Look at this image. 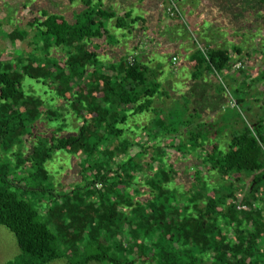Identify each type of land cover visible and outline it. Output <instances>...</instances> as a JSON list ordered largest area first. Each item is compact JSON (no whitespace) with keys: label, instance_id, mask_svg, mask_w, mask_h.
<instances>
[{"label":"trees","instance_id":"trees-1","mask_svg":"<svg viewBox=\"0 0 264 264\" xmlns=\"http://www.w3.org/2000/svg\"><path fill=\"white\" fill-rule=\"evenodd\" d=\"M81 4L71 24L61 15L41 13L44 63L34 55L23 64L18 58L19 73L11 71L12 64H0V152H11L13 139L23 146V135L32 138L27 156L14 164H29V178L37 184L47 180L55 153L65 152L75 158L88 195L96 192L99 222L108 231L120 210L121 236L99 238L98 253L75 264H264V115L253 114L250 103L259 98L263 106L256 83H264V71L258 81L243 69L235 71L239 79L227 76L231 58L240 57L246 44L255 46L258 38L263 47L257 51L264 53V0L181 1L184 35L196 38L204 52L191 40L180 120L155 114L178 97L168 88L176 80L170 64V77L162 81L165 57L101 61L92 50L110 37V29L135 31L138 19L125 25L129 13H124L109 24L113 13L90 0ZM15 36L21 39L15 31L8 34L9 40ZM50 48L63 52L61 61L48 55ZM212 71L220 74L224 89L214 77L216 88L210 80L201 83ZM23 77L52 86L62 106L42 112L38 97H23ZM230 101L242 109L246 124L224 117ZM41 115L49 124L42 142L32 133ZM9 177L7 165H0V226L19 251L5 264L60 258L39 212L9 190ZM252 203L247 212L235 209Z\"/></svg>","mask_w":264,"mask_h":264},{"label":"rangeland","instance_id":"rangeland-1","mask_svg":"<svg viewBox=\"0 0 264 264\" xmlns=\"http://www.w3.org/2000/svg\"><path fill=\"white\" fill-rule=\"evenodd\" d=\"M57 2L60 4L63 2L66 3L63 0H0L1 65L12 64L11 71L19 73L20 65H18L16 62L18 58L23 59L20 64H23L25 59H30L33 55V58L39 60L41 64L46 61L43 54L45 51L41 48L43 42L46 41V37L40 35L41 29L38 28L37 25L42 20L41 13L48 15L52 12V14H54L53 12L55 10L52 9H54L55 6L52 4L57 5ZM137 29L136 32L138 31ZM14 31L17 34H20L21 39L15 36L16 38L14 41L9 40L8 34ZM118 38L119 36L114 37V39L117 41ZM258 40V38L255 39V46L252 43H248V48L246 44V48L243 49L240 57H232L230 63L234 64L237 61H242V67L240 69H243L246 76L256 81H258V72L260 70L264 71V53L257 51V49L260 50V48L263 47V44H261L262 40ZM129 44L130 43H128V45ZM142 44L144 48L149 47L152 49L154 47V43L147 41H144ZM170 51H172L171 48L165 47L162 50V53L168 55ZM48 53L50 57L57 59L58 61H61L63 57V52H61L59 49L50 48ZM56 53H58V56ZM115 54H112V57H116L117 55ZM152 58L157 59L155 54H152ZM171 58H169V61ZM176 62L177 59L173 63ZM169 64L171 66L170 62ZM163 65V71L165 74H163L162 81H167V78L169 79L171 73L169 72L170 70L168 68V63ZM173 68L176 69L175 66H173ZM235 71L236 70H234V72ZM234 72L231 70V73H229L227 76H231L230 78L232 80L235 78L239 79V76H236L237 72ZM175 73H177V69ZM175 73L174 75L172 74L173 77L175 76ZM183 73H185L184 70H178L176 80L172 83L168 81V88H172L171 91L178 97H174L175 100L172 101L168 110L161 109L156 111L155 114L159 113L161 116H165L166 118L168 117L169 119H171V115L174 114V117L178 120L183 117V109L185 107L183 109L180 107L182 105L180 98H186L184 89L186 82L182 81L185 80L186 77L181 75ZM218 85L224 89L223 81L222 85L219 83ZM51 87L38 84L27 77H23L20 81V90L23 93V97H38L42 104L41 106L43 107L41 108V111L46 110V108L50 106H62V103L55 96V93L53 90H51ZM256 90L263 98V106H260L259 98H256L255 102L250 100L252 113L256 115L259 113L264 115V83L258 81L256 83ZM157 100L160 101L161 98L159 97ZM164 104L168 105V101H165ZM29 106L32 107L33 105L30 103ZM152 106L157 108L160 107V104L154 102ZM42 115L40 116V120L35 125L37 131L36 128L32 131L33 134L38 136L37 140L40 142H42L40 139L41 136H45V134L48 132L47 130L44 131V128H49V124L43 123L44 118ZM225 116L228 120H239L242 125L246 124L245 116L242 113V109H239V107L234 109L231 107L230 110L224 114V117ZM143 117L147 119L148 115L144 114ZM137 119L140 120L142 118L137 116L136 120ZM23 139V146L19 145L17 141L13 139L14 148H12L11 152H9L10 150L7 149H1L2 152H0V165H7L8 173L10 175L9 190L21 197V199L25 200L39 212L40 221L47 226L48 231L54 237V247L60 258H57L47 264L79 263L84 258L98 253L96 241L99 238H102V240L105 241H111V239L114 237L112 234L117 232L118 236H121V213L118 212L120 210H117L116 213H118V215L116 216V220H114L111 224V227L114 228L113 232L108 231L107 228L103 227V224H100L98 218L99 214L97 215L96 211L98 206L96 192L93 191L92 195H88L87 190L83 188V179H85V177L80 173V168L75 162V158L73 156H66L65 152L55 153V156L50 161L51 163L49 162L47 165V169L49 170H47V180L44 183L40 182L39 184H37L36 180L31 181V178H29L31 172L28 168L29 164L23 163V166H15L14 162L16 160L21 161L25 156H27L28 150L33 143L32 138L28 137L27 135H23ZM19 148L20 151L16 152V150ZM143 152L145 156H147L149 151L146 150ZM171 158L174 159L175 155H172ZM118 236L116 239H118ZM230 239L231 237L229 240ZM18 255L19 251L16 247L13 236L6 229L0 226V264L12 262L18 257ZM242 258L246 259L244 255H242Z\"/></svg>","mask_w":264,"mask_h":264},{"label":"crops","instance_id":"crops-1","mask_svg":"<svg viewBox=\"0 0 264 264\" xmlns=\"http://www.w3.org/2000/svg\"><path fill=\"white\" fill-rule=\"evenodd\" d=\"M63 1L66 3L63 2L60 4L57 2V5L52 4L55 6L54 9H52L55 10L53 13L61 15L68 24H71L73 23L75 12H78L81 9V3L84 0ZM90 2H97L101 9L114 14V18L108 21L109 24L114 23L116 18L121 19L124 13H129L128 19L124 21L125 25H130V20L138 19L132 25L135 31L132 30L130 34H124L120 30L116 31V29H110V37L104 39V43H101L99 47L93 46L92 50L98 54V59L101 61H105L106 59L110 60L112 58V54L116 53L115 55H117V57L137 55L142 58L144 62H148V60L152 58V54H155V56L165 57L166 63H171V70L173 73H175L177 69V73H175L174 76L175 79L177 78L178 70H184L185 73L181 75L187 77L191 66V64H188L187 57L189 53L193 51V47H191L192 41L190 37V40L187 39L182 29L184 19L183 22H180L176 19L166 18L158 1L90 0ZM50 14H52V12ZM139 18L144 20L145 23L143 24L139 21ZM136 29L138 30L137 32ZM118 36L119 38L117 41L114 37ZM144 41L154 43V49H150L149 47L144 48L142 44ZM113 42H115V44H110ZM128 43L130 44L128 45ZM165 47L172 49L168 55L162 54V51L160 52V48L164 49ZM171 57L174 58L175 61L177 59V62L172 63ZM169 58H171L170 61ZM173 66H175L176 69H174ZM211 75L205 74L203 79L206 81L203 80L201 83L208 82L210 80L212 84L214 83V87L216 88L217 85H215V81ZM211 117L213 116L211 115Z\"/></svg>","mask_w":264,"mask_h":264},{"label":"built area","instance_id":"built-area-1","mask_svg":"<svg viewBox=\"0 0 264 264\" xmlns=\"http://www.w3.org/2000/svg\"><path fill=\"white\" fill-rule=\"evenodd\" d=\"M182 0H158L159 5L164 13V15L166 16V18L168 19H176L180 22H183V17L179 11V5L181 3ZM192 41L194 43L195 48L200 51L202 54L204 52V48L203 46L196 41L193 37ZM171 62H175V59L172 58ZM242 67V61H237L234 64H230V69L231 70H237L240 69ZM212 76L217 80V82L222 85V80H221V76L220 74H218L216 71H212ZM230 106L236 108L237 106L235 105V103L233 101H230ZM262 202H264V197L262 198ZM254 204L256 203H252L250 205H236L235 209L237 211H244L247 212L250 209L254 208Z\"/></svg>","mask_w":264,"mask_h":264}]
</instances>
